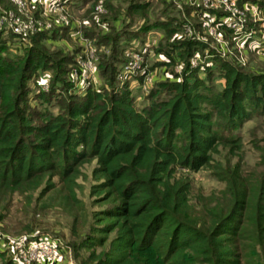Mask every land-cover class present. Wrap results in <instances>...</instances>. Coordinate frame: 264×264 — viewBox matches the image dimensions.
Returning a JSON list of instances; mask_svg holds the SVG:
<instances>
[{
  "label": "trees",
  "instance_id": "trees-1",
  "mask_svg": "<svg viewBox=\"0 0 264 264\" xmlns=\"http://www.w3.org/2000/svg\"><path fill=\"white\" fill-rule=\"evenodd\" d=\"M81 1L90 2L91 13L101 1L105 13L111 9L113 19L108 23L106 14V20L100 18L109 35L94 36L83 22L76 29L87 44L92 42L90 47L105 50L95 55L94 66L103 83L97 80L98 86L83 94L68 93L67 73L76 61L59 50L45 53L43 43L49 39L45 32L8 34L7 40L27 45L15 58L1 54L7 40L0 34V214L16 198L31 202L49 180L44 179L46 173L70 184L77 166L93 160L92 174L98 179L92 187L94 204L102 206L94 215V225L72 246L76 258L80 250L88 251L78 264H239L242 257L232 241L236 232L228 224L245 202L227 186L235 197L222 201L219 216L212 213L215 206H206L204 216L195 219L188 174L216 168L213 156L236 147V140L219 130L230 131L252 117L264 116V72L244 73L216 53L205 57L202 45L175 37L178 30L170 26L175 19L143 21L136 31L140 41L161 29L181 70L154 84L137 108L127 83L116 77L119 65L125 63L119 56L128 53L120 39L128 33L129 17L147 11L148 2L121 0L126 3L122 13L111 0H71L67 8ZM243 3L264 9V0H237L238 5ZM119 17L125 25L115 31ZM91 25L101 30L94 19ZM250 27L260 29L258 24ZM196 55L199 62L190 66ZM159 62L166 67L173 64ZM45 71L51 72L50 93H59L56 115L45 109L32 111L26 103L28 82ZM215 73L224 84L219 91L208 83ZM137 80L141 82V77ZM35 97L45 101L42 93ZM262 241L254 239L253 244L260 247ZM104 242L105 249L96 252Z\"/></svg>",
  "mask_w": 264,
  "mask_h": 264
},
{
  "label": "rangeland",
  "instance_id": "rangeland-1",
  "mask_svg": "<svg viewBox=\"0 0 264 264\" xmlns=\"http://www.w3.org/2000/svg\"><path fill=\"white\" fill-rule=\"evenodd\" d=\"M142 1L148 2L147 11L130 16L129 20L132 23L127 27L128 29L125 28L128 33L121 36L120 45L123 49L128 48V53L125 58L119 56L121 60H125V63L119 65L120 68L116 77L121 83H127L131 95L136 98L137 108L142 106L143 97L154 84L168 79L161 75L162 67H164L163 71H168V76L179 74L181 70L180 65L176 62V52H171L169 49L170 41L167 43L162 39L161 29L149 32L144 37L145 41H140L141 35L136 31L141 22L153 23L155 21L170 20L171 18L175 19V22H171L170 26L178 30L175 34L176 38L196 41L205 48L203 50L205 57H208L206 54L211 57L212 54L215 55L216 53V44L206 34L203 22L197 16L199 11L195 9V6L189 5L186 0H131L133 4H140ZM110 2L114 7L117 6V13L125 12V2L121 0H111ZM89 4L88 1H81L75 7H66L64 16L67 24L43 30L49 38L47 42L43 43L48 50L45 53L49 55L59 50L65 55L74 57L76 61L72 68L69 66V72L67 73V81L70 85L68 93L71 95L83 94L88 88L84 85L79 86L77 80L81 75L87 79L90 77L89 69L83 67V64L88 61L94 67L97 62L95 55L105 53L103 48L90 47L92 42L89 40L87 44L89 53L86 57L81 58L83 52L80 51V48L78 49L77 37L74 36L77 29L75 22L80 24L83 22L89 31L95 33L94 36L100 37L111 33L110 30L106 29V24H99L100 18L106 20L104 18L105 14L108 18L106 21L108 23L113 22V19L110 20L109 18L111 17V9H108L107 13L103 9L102 15L95 16L89 12ZM3 10L14 11V7L8 0H0V13ZM40 11L41 6L40 8L37 6L31 8L27 11V16L23 17L24 21L28 18H34L36 23L44 24V18L40 17ZM92 19L96 21L101 30L98 27H92ZM179 22H181L180 26ZM124 25V21L119 17L115 22V27H117L115 31L122 29ZM131 31L134 32L131 34L129 33ZM0 34L1 38L4 37L6 40L8 34H10V32L3 29L1 16ZM31 34L32 32L27 35ZM151 35L157 38L150 41L149 36ZM223 40L225 45L223 55L216 53L220 59L231 63L233 67L244 73L264 72V60H258L255 53L244 49L241 50L243 57L241 61L238 59L241 52L238 54L239 49L232 43L228 35H225ZM26 50L27 45L24 43L8 39L6 47H2L1 54L15 58L21 57ZM136 53L139 56H136ZM132 54L135 58L131 56ZM161 56L169 59L173 64L169 67L162 66L163 64L159 62L163 60ZM128 65L132 67L130 74L125 78H121L123 68ZM73 69L81 72V74H77V79L70 76ZM93 74L92 83L97 87V80L100 84L103 81L97 76L95 68H93ZM44 75H46V79H43ZM50 75V71H45V73H40L28 82L26 103L32 111H39L40 113L45 109L56 115L60 111V99L56 95L59 94L58 92L50 93L49 91ZM138 77H141V82H138ZM208 83L213 86L215 91L221 90L224 86L223 81L216 76V73L212 74ZM84 84H87V82ZM146 85V92H142L141 86ZM39 93L44 95V102H38L37 97H35ZM60 95V97H64L62 94ZM218 132L235 139L236 147L229 151L222 149L219 154L213 156L214 161L217 163L216 168L201 169L188 174L192 187L191 197L193 198L191 210L195 219H201L204 216V207L215 206L212 213L219 216L222 201L235 197L234 193L233 196L228 193L227 186L235 191V194L239 195L237 198H241L245 205L236 212V217L227 226L229 229L233 227L234 232H236L232 241L237 250L236 252L242 257L239 264H264V116L252 117L233 130L222 129ZM94 165L93 160L78 165L72 175L73 180L70 184H63L57 177L48 176L50 173H46L44 179L49 178V180L44 182L29 203L24 201L22 197H14L16 199L11 201L10 206L5 209L6 212L0 214L2 216L0 236L15 238L36 234L37 236L48 237L51 240H58L60 243L59 248L63 253V258L59 264H78L79 259L84 258L88 251L80 250L77 254L79 257L76 258L72 253V246H76L88 229L94 225L96 221L94 215L102 206L94 204L92 187L98 182V179L92 174ZM1 205L3 206L2 203ZM1 208L3 210V207ZM25 227L30 230L25 231ZM111 235L109 234L106 237V241L110 239ZM257 238L259 242L263 238L260 247L253 244V240ZM104 243L101 248L96 249V252L105 249L107 242ZM8 261L12 262V259L8 251L2 248L0 242V264H7Z\"/></svg>",
  "mask_w": 264,
  "mask_h": 264
},
{
  "label": "built area",
  "instance_id": "built-area-1",
  "mask_svg": "<svg viewBox=\"0 0 264 264\" xmlns=\"http://www.w3.org/2000/svg\"><path fill=\"white\" fill-rule=\"evenodd\" d=\"M71 0H45L42 4L40 17L44 18V24L36 23L34 18H28L24 21L23 17L27 16L26 13L33 7L29 6L28 0H8L14 7V11L3 10L0 13L3 20V29L10 32L17 37H24L30 32H42L43 30L51 29L65 25L66 18L64 10ZM191 6L198 8V17L203 22L206 29V34L213 39L215 51L218 55H223L224 43L223 38L228 35L232 43L241 50L247 49L250 41L256 37L258 33H262L264 28V21L260 18V11L255 5L249 3L237 4V0H186ZM104 12L101 1H98L93 7V14L102 15ZM253 24L263 25L262 29L254 31L250 26ZM75 27L79 28L80 23L75 22ZM220 31V35H219ZM77 37L78 47L83 52L81 58H84L89 53V48L85 40H83L78 33L74 35ZM151 39L157 38L156 36H149ZM258 44L256 47V56L260 61L264 60V37L259 36L256 40ZM133 58L135 56L131 55ZM136 56H139L136 53ZM239 60H243L242 52L238 56ZM83 64L90 71V77L80 76L77 79V74L81 72L73 69L70 76L77 79L79 86L93 87V68L88 61ZM199 62V57L194 56L190 62V66H196ZM130 65L123 68L121 78H125L130 74ZM96 75V74H95ZM43 79H46L44 75ZM87 84H84L86 83ZM146 86H141V91L146 92ZM2 248L8 251L13 264H59L63 258V253L59 248L58 240H51L48 237L37 236L31 234L29 236H19L15 238H8L0 236Z\"/></svg>",
  "mask_w": 264,
  "mask_h": 264
},
{
  "label": "crops",
  "instance_id": "crops-1",
  "mask_svg": "<svg viewBox=\"0 0 264 264\" xmlns=\"http://www.w3.org/2000/svg\"><path fill=\"white\" fill-rule=\"evenodd\" d=\"M44 1L45 0H28V3H29L30 7H36L37 6L38 8H40V6L42 7V4H43ZM260 18L264 21V9H262L260 11ZM262 28H263V25L261 24L260 25V29H262ZM259 36L264 37V28L262 30V33H258L256 35V37H254V39L252 41H250V43L248 44L247 50H251L253 53L256 54V50L255 49H256V47L258 45L256 43V40L258 39ZM161 58L163 59L162 61H167V62L169 61V63L171 62L169 59H166V58H164L162 56H161ZM257 59H258V57H257ZM163 69H164V67H162L161 75L164 76V77H168V71L167 70L163 71Z\"/></svg>",
  "mask_w": 264,
  "mask_h": 264
}]
</instances>
